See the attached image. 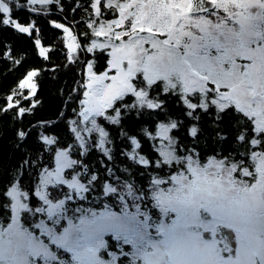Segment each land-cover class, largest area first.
Here are the masks:
<instances>
[{"label": "snow or ice", "instance_id": "snow-or-ice-1", "mask_svg": "<svg viewBox=\"0 0 264 264\" xmlns=\"http://www.w3.org/2000/svg\"><path fill=\"white\" fill-rule=\"evenodd\" d=\"M53 3L63 11L0 0V28L31 35L35 21L14 10L47 15ZM85 11L83 46L49 23L70 62L83 47L103 64L88 60L73 90L70 138L40 132L0 185V264H264V0H90ZM38 71L0 111L33 112L38 101L21 99L34 98ZM212 136L235 147L209 148ZM92 149L98 166L85 162Z\"/></svg>", "mask_w": 264, "mask_h": 264}, {"label": "trees", "instance_id": "trees-1", "mask_svg": "<svg viewBox=\"0 0 264 264\" xmlns=\"http://www.w3.org/2000/svg\"><path fill=\"white\" fill-rule=\"evenodd\" d=\"M21 2L23 3V0ZM60 3L63 5V11L59 10L57 5L53 3L47 15L41 13L37 16L28 13L23 8L14 10L13 15L19 22L23 23L29 17L35 21V28L31 35L20 34L11 28H0V108L4 106L5 97L13 89L19 91L16 86L27 71L39 70L34 77L37 84L34 98L21 99V105L25 107L31 104L33 99L38 101L33 112L19 117L15 115L13 109L6 112L0 111V185L10 178L13 166L19 164L20 157L26 154L29 148L35 147L40 132L43 131L48 135L58 134L65 140L70 138L71 134L68 132L67 123L69 119L74 118L73 109L78 107L76 101L79 98V92L73 90L83 83V71L88 60H95V66L98 69L103 64L100 52H96L93 56V54L83 50V47L77 51V55L70 62L64 44L63 31L56 29L49 23L50 20H55L64 24L77 36L78 41L83 46L87 43V38L81 34L89 31L87 28L88 11H85V8L88 7L90 0H60ZM105 16L111 18V13L106 12ZM36 29H39L38 33ZM37 35L42 46L48 49L47 59L39 55V50L35 46L34 40ZM5 52H9L11 58L6 57ZM26 94L27 90H25ZM170 104L173 109H177L176 115L182 116L179 109L183 105L177 104L175 99H172ZM204 119L207 120L208 118L205 117ZM37 121H54V123L46 125L44 128L39 126L34 128L33 125H36ZM149 125L150 120L145 118L144 126ZM126 127H131V125H126ZM204 127L208 128L209 125L205 124ZM21 129L27 132L28 136L18 146L16 133ZM176 134L181 140L185 138L184 129L178 130ZM115 137L116 143L119 145L118 131L115 132ZM140 139L146 149V154L147 151H150V147L142 134ZM204 143L205 140L202 138L201 148L204 147ZM207 144L209 148H217L218 150H231L235 147L231 138L221 142L215 136L207 138ZM100 158L101 154L92 149L84 159L89 165L98 166ZM134 175L139 182L141 180L139 173H134ZM85 206H88L87 202H85Z\"/></svg>", "mask_w": 264, "mask_h": 264}, {"label": "rangeland", "instance_id": "rangeland-1", "mask_svg": "<svg viewBox=\"0 0 264 264\" xmlns=\"http://www.w3.org/2000/svg\"><path fill=\"white\" fill-rule=\"evenodd\" d=\"M77 55V51L73 53V58Z\"/></svg>", "mask_w": 264, "mask_h": 264}]
</instances>
